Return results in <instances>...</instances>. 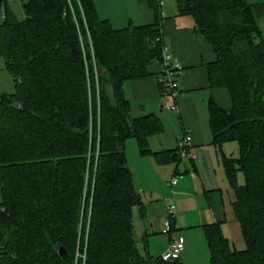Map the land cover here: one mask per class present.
<instances>
[{
    "label": "trees",
    "instance_id": "trees-1",
    "mask_svg": "<svg viewBox=\"0 0 264 264\" xmlns=\"http://www.w3.org/2000/svg\"><path fill=\"white\" fill-rule=\"evenodd\" d=\"M9 1L0 0V55L14 84L0 96V264H82L79 238L86 239L84 264H182L139 251L133 208L142 216L145 208L125 154L134 139L139 155L157 164L183 159L178 148L149 149L162 124L154 114L130 118L123 91L124 82L160 65L159 26L114 29L93 0H18V20ZM176 5L214 51L211 86L230 94L229 110L209 102L212 143L238 144V157L222 155V164L245 248H232L218 223L205 224L209 264H264V23L246 0ZM88 204L87 226L81 211Z\"/></svg>",
    "mask_w": 264,
    "mask_h": 264
},
{
    "label": "crops",
    "instance_id": "crops-1",
    "mask_svg": "<svg viewBox=\"0 0 264 264\" xmlns=\"http://www.w3.org/2000/svg\"><path fill=\"white\" fill-rule=\"evenodd\" d=\"M248 1L253 4L254 16L264 23V0ZM93 3L99 18L107 20L114 29L158 25L164 44L182 67L178 76L180 95L174 100L162 98L157 64L150 67L149 75L123 84L130 118L154 114L162 124V131L148 138L149 149L152 152L177 149L187 135L189 151L194 157L183 158L178 163L157 164L152 157L139 155L135 140L126 141L127 163L145 208L143 216L139 208L133 213L137 247L141 245V254L156 259L172 240L182 238L184 248L178 261L206 264L209 256L207 245L203 246L206 240L202 226L218 223L228 241L230 230L239 228L231 209L234 194L222 164V155L235 158L238 145L232 142L214 145L209 124L210 101L224 110L231 108L228 90L210 84L209 66L215 62L214 51L195 34L192 17L180 15L172 0H93ZM173 104L177 111L168 109ZM169 175L177 177L176 185L169 187L175 217L170 232L164 234L168 192L162 183L168 182ZM193 233L200 246L195 247Z\"/></svg>",
    "mask_w": 264,
    "mask_h": 264
},
{
    "label": "built area",
    "instance_id": "built-area-1",
    "mask_svg": "<svg viewBox=\"0 0 264 264\" xmlns=\"http://www.w3.org/2000/svg\"><path fill=\"white\" fill-rule=\"evenodd\" d=\"M90 44V43H89ZM90 51L92 52V48L90 47ZM93 55V54H92ZM181 65L177 61V59L173 56L172 52L169 49L168 45L162 46L161 51V61L159 65V76L157 78L158 85L161 86L162 91L160 92L162 95V98L164 100L167 99H176L180 95V88L178 84V76L181 72ZM97 69L94 67V73H95V83H96V91H97V102H98V84H97ZM169 110L177 111V107L175 104L170 105L168 107ZM98 143H99V133L97 131L96 134V151H95V162H94V170L96 169L97 164V158H98ZM189 145H190V137L185 135L183 139L178 143V151L182 158L187 159H193V155L189 151ZM91 153L89 152V156ZM88 181V171H86L85 176V184L87 185ZM94 181V178L92 176V183ZM177 183V177L173 176L169 182H167L168 187H172L176 185ZM85 192V191H84ZM85 194V193H84ZM175 206L170 203L167 206V216L164 219L163 222V230L162 233L167 234L171 230V223L174 219V210ZM90 216V215H89ZM89 219L87 220V223L89 224ZM87 224V226H88ZM184 248V241L182 238H178L175 240H172L167 247V249L161 254L160 259L163 262H171L179 259L180 253L182 252ZM86 239L83 246L82 253L77 252L76 258L81 259L82 264L85 262V252H86ZM77 261V260H76Z\"/></svg>",
    "mask_w": 264,
    "mask_h": 264
},
{
    "label": "rangeland",
    "instance_id": "rangeland-1",
    "mask_svg": "<svg viewBox=\"0 0 264 264\" xmlns=\"http://www.w3.org/2000/svg\"><path fill=\"white\" fill-rule=\"evenodd\" d=\"M172 1L174 3H176V0H172ZM246 1L248 3H250L248 0H246ZM8 7L12 11V13L16 16V18L18 20H22L23 19L22 9H21V6H20V2L18 0H10L8 2ZM3 13H4V8L3 7H0V24H1L2 20H3ZM96 74H97V76L100 74V70L99 69L96 71ZM13 91H14L13 80H12L11 76L7 73V71L5 70L4 58L0 55V96L2 94H10ZM130 140L131 141H134V139H130ZM230 142L237 144V142H235V141H230ZM234 156H235V158L238 157V150L235 151ZM93 157H94L93 160L95 161V154H94ZM128 168H129V166H128ZM129 170H130V168H129ZM94 172H95V170H94ZM171 178H170V175H169L168 182L171 180ZM237 183L239 185H243L245 183V177H244L243 172H239L238 173V175H237ZM162 184L166 187L165 189L168 192V205H169L170 204V198H169L170 197V189H169V187L167 188V186H166L167 183L166 182H163ZM88 196H90V195L88 194ZM192 208H194V206H192ZM90 211H91V207L88 204L86 207H84L82 209V211H81V217H83L84 219H87L88 220L90 218V216H89L90 215ZM133 213H137V207H134L133 208ZM81 217H80V221H81ZM230 226L232 227V225H230ZM136 228H137V226H136ZM229 234H230L229 235V243H230V245H231L232 248H234L236 250H242V249L245 248L244 241H243L242 236L240 234L239 228L237 230V227H235L234 231H232V229H231ZM79 239L80 240L78 241V245H77V250L76 251L79 252V253H82L81 249L83 248V244H84V242H82V240L85 241V238L84 239L79 238ZM192 240H193V243H194L195 247H197V245L200 246V240L198 239L197 235L194 234V233H193V236H192ZM204 243H205V240H204ZM204 245H206V243L203 244V246ZM138 249L139 250H143V248L141 247V245H138ZM77 252H76V254H78ZM208 256H209L208 257V263H206V264H209V262H210V259H209L210 258L209 251H208Z\"/></svg>",
    "mask_w": 264,
    "mask_h": 264
},
{
    "label": "water",
    "instance_id": "water-1",
    "mask_svg": "<svg viewBox=\"0 0 264 264\" xmlns=\"http://www.w3.org/2000/svg\"><path fill=\"white\" fill-rule=\"evenodd\" d=\"M58 254H59V256H60L61 258L64 257V255H65V251H64V249H63L62 247H60V248L58 249Z\"/></svg>",
    "mask_w": 264,
    "mask_h": 264
}]
</instances>
